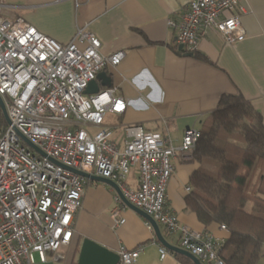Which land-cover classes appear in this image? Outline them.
Listing matches in <instances>:
<instances>
[{
    "label": "built area",
    "instance_id": "1",
    "mask_svg": "<svg viewBox=\"0 0 264 264\" xmlns=\"http://www.w3.org/2000/svg\"><path fill=\"white\" fill-rule=\"evenodd\" d=\"M247 13L239 0H190L178 21H168L177 31L175 49L194 55L211 30L227 45L240 43ZM100 49L99 39L84 29L60 44L22 19L0 18V97L9 119L0 135V264H36L34 254L38 264L64 259L89 182L72 170L115 183L127 203L176 237L177 247L200 264H225L218 255L221 245L208 232L182 225L167 208L173 161L190 159L199 130L186 129L176 145L166 134L128 125L118 145L104 116L121 115L126 103L114 88L84 94L106 66L123 60V52L105 57ZM132 168L136 189L126 184ZM113 199L111 218L121 225L124 204L116 193ZM147 227L152 229L148 222ZM141 250L121 247L118 264H134ZM159 254L163 259L168 251L160 246Z\"/></svg>",
    "mask_w": 264,
    "mask_h": 264
},
{
    "label": "crops",
    "instance_id": "2",
    "mask_svg": "<svg viewBox=\"0 0 264 264\" xmlns=\"http://www.w3.org/2000/svg\"><path fill=\"white\" fill-rule=\"evenodd\" d=\"M190 0H0V18L22 19L38 32L60 44L69 43L79 29L101 42L100 53L107 57L123 52L116 67L101 72L116 95L126 103L121 115L107 113L104 125L113 130L121 145L123 128L141 126L147 132L166 134L177 145L186 129L200 130L223 95H242L260 113L264 125V0H239L247 14L241 17L245 39L227 45L215 31L199 42L197 56L177 53V31L168 24L178 21ZM101 81H97L99 85ZM91 132L95 130L88 128ZM176 158L174 173L166 188L167 208L179 223L195 231L208 232L222 245L227 230L212 224L206 229L195 215L185 211L190 175L198 165ZM126 184L138 187V173L132 168ZM115 191L93 181L85 188L82 206L73 221L74 236L62 250L64 259L48 264H72L85 238L117 253L121 247H141L134 264H184L173 253L160 259L158 242L147 220L134 210L121 208L124 223L115 225L111 210ZM158 225V224H157ZM162 237L177 247L176 237ZM257 264H264V255Z\"/></svg>",
    "mask_w": 264,
    "mask_h": 264
},
{
    "label": "trees",
    "instance_id": "3",
    "mask_svg": "<svg viewBox=\"0 0 264 264\" xmlns=\"http://www.w3.org/2000/svg\"><path fill=\"white\" fill-rule=\"evenodd\" d=\"M6 127L0 110V135ZM199 132L191 160L198 167L189 177L185 211L205 229L225 227L229 236L218 251L225 264H257L264 255L262 117L242 95H223Z\"/></svg>",
    "mask_w": 264,
    "mask_h": 264
},
{
    "label": "water",
    "instance_id": "4",
    "mask_svg": "<svg viewBox=\"0 0 264 264\" xmlns=\"http://www.w3.org/2000/svg\"><path fill=\"white\" fill-rule=\"evenodd\" d=\"M179 50H181V48H179ZM97 81H101V83L98 85ZM110 86H111V83H110L109 79L106 77V75L104 73L100 72L96 76V79L89 83L88 87L84 91V94L85 95L97 94L100 91L101 87L107 88ZM0 110L3 114V117L6 121V123L9 124V119H8L6 109H5V106L3 104L1 97H0ZM21 138L31 148H33L34 150H36L38 152L36 147H34L30 142H28L23 136H21ZM40 154L42 156H44L42 153H40ZM72 171L81 177L91 179L93 181L101 182V183L108 185L111 189H113L115 191V193L119 196V198L121 199V201L123 202V204L125 206L134 210L136 213H138L139 215H141L143 218H145L148 221V223L151 225V227L154 231V234H155L158 242L161 244V246L163 248H165L167 251H169L173 254H178V255H181L183 257L188 258L190 261H192L193 264H200V262L194 256L189 254L188 252H186V251H184V250H182L176 246L169 244L162 237L156 222L151 217H149L148 215L143 213L142 211L137 210L136 208L131 206L129 203H127V201L123 198L120 190L115 185V183H113L110 180L104 179V178L91 176V175H88V174H85L82 172H78L75 170H72ZM118 262H119V257L117 255V253L109 251L108 249H106L105 247H103V246L99 245L98 243L92 241L91 239L85 238L79 247L76 264H118Z\"/></svg>",
    "mask_w": 264,
    "mask_h": 264
},
{
    "label": "rangeland",
    "instance_id": "5",
    "mask_svg": "<svg viewBox=\"0 0 264 264\" xmlns=\"http://www.w3.org/2000/svg\"><path fill=\"white\" fill-rule=\"evenodd\" d=\"M91 132H93V131H91ZM247 209H249V206L247 207ZM34 260H35L36 264H38V258H37L36 254H34Z\"/></svg>",
    "mask_w": 264,
    "mask_h": 264
}]
</instances>
